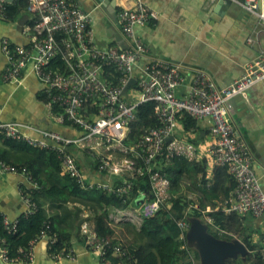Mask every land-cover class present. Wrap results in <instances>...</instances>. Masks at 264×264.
Returning <instances> with one entry per match:
<instances>
[{"label": "built area", "instance_id": "1", "mask_svg": "<svg viewBox=\"0 0 264 264\" xmlns=\"http://www.w3.org/2000/svg\"><path fill=\"white\" fill-rule=\"evenodd\" d=\"M25 1L28 22L23 32L29 45H17L6 38L2 40L1 49L8 66L0 77L4 82L21 83L25 74L31 71L43 87L42 95L47 99L45 106L52 119L62 126L70 124L79 131V135L69 138L51 130L35 129L0 119L1 134L34 148L56 152L62 175L75 179L83 189L102 190L128 199L132 184L124 180L121 186H116L113 179L125 175V172L128 177L152 172L150 182L154 199L147 201L142 197L140 212L144 218L155 217L171 196L168 178L153 172L157 157L180 156L198 162L209 157L216 167L226 166L236 181V189L223 210L227 214L252 215L257 219L264 216V191L253 167L254 156L237 135L229 104L237 96L246 97L254 86L264 81V53L244 67V75L240 79L220 89L204 71H197L190 79L179 65L164 62H152L143 67L138 65L145 58L147 48L137 36L136 28L144 27L159 17L156 11L141 2L136 3L133 8L120 9L117 14V27L128 44L127 49L121 50L103 48L93 42L92 15L81 9L76 0ZM210 2L240 6L264 21V0ZM6 18V3L0 0V19ZM59 34L64 36L63 50L57 38ZM60 54L67 65L65 72L51 66ZM137 65L140 71L134 75ZM107 66H114L121 73L119 86H114L104 78ZM132 78L137 83L124 95V88ZM183 87L187 88L188 93L181 97L178 91ZM148 102L154 103L160 127L148 131L137 143L126 145L130 125L136 119V108ZM93 107H97V115L89 120L84 111ZM181 112L191 115L199 122L208 121L209 143L205 156L198 145L177 135ZM31 133L38 137L31 136ZM169 138L172 140L168 142ZM73 148L91 152L99 162V172L106 173L110 181H87L72 153ZM137 161H141L142 165L138 166ZM0 174L17 175L23 180L18 191L28 206V214H33L37 205L29 191L37 189L38 183L30 173L0 159ZM125 211L118 210L117 216L126 217ZM0 217L8 234H15L17 222H10L4 215ZM189 226L186 220L179 222L183 231L182 238H186ZM49 229L50 225L46 221L39 238L32 242L30 249L27 252L21 250L24 253L21 259L9 256L6 239L0 236V260L7 264H32V247L41 240L48 243L54 259L75 260L73 249L63 254L53 250L57 238L50 235ZM80 236L103 264H112L108 258L110 253L113 257H124L128 253L122 245L100 237L89 222L82 224Z\"/></svg>", "mask_w": 264, "mask_h": 264}, {"label": "crops", "instance_id": "2", "mask_svg": "<svg viewBox=\"0 0 264 264\" xmlns=\"http://www.w3.org/2000/svg\"><path fill=\"white\" fill-rule=\"evenodd\" d=\"M106 4L95 0H77L81 9L92 15V40L103 48L125 47L126 41L117 27V14L122 8H133L141 2L158 14V20L144 27H137L136 34L147 48L145 58L138 63L143 67L152 62H164L179 65L183 73L192 79L197 71H204L218 88L234 83L244 75V67L264 53V21L250 14L242 7L231 5L220 11L210 0H116ZM116 11L114 15L112 13ZM116 16V18H114ZM28 22V20H27ZM26 22V23H27ZM25 23V24H26ZM24 25L10 24L0 19V75L8 66L2 53V40L28 46L29 41L24 34ZM250 40L253 42L251 43ZM134 75L140 71L139 66ZM42 85L37 77L28 71L21 83L4 82L0 77V119L6 122H17L35 129L51 130L69 138H75L79 131L74 127L57 124L45 106L47 102L42 96ZM178 95H187L186 87L179 89ZM43 98V99H42ZM230 113L236 126L238 137L244 141L254 156L253 167L264 191V81L254 86L246 97L237 96L230 101ZM200 133L187 132L180 124L177 135L187 139L200 136L198 144L204 156L207 153L209 139L208 121H200ZM31 136L38 137L31 133ZM3 144L0 141V149ZM90 152L77 153L79 164L87 178L96 182H108L96 169L94 155ZM207 179L214 177L216 166L209 157H205ZM123 173V172H122ZM128 173L125 172V176ZM128 177V176H127ZM108 180V181H105ZM200 181L198 187L186 191L188 199L198 206L200 198ZM23 180L13 174H0V215L6 216L10 222H17L28 214V206L18 191ZM142 200V198L140 199ZM139 206L128 208L124 216H117L118 210L110 214L112 222L129 221L135 223L144 219ZM210 208L208 207L207 211ZM50 215L54 209L46 206ZM138 213V215H137ZM117 217H114V216ZM90 214L83 210L79 213L76 224L85 220ZM261 230L264 245V216L254 219ZM90 223V222H89ZM72 249L75 260L54 259L48 243L41 240L32 247L34 262L32 264H103L100 257L91 252L81 237L72 232ZM257 240L258 237L256 236ZM1 251V245H0ZM0 264H7L0 260ZM21 264V263H17Z\"/></svg>", "mask_w": 264, "mask_h": 264}, {"label": "trees", "instance_id": "3", "mask_svg": "<svg viewBox=\"0 0 264 264\" xmlns=\"http://www.w3.org/2000/svg\"><path fill=\"white\" fill-rule=\"evenodd\" d=\"M26 7L25 0L6 4L7 18L4 21L10 24L19 23L26 15ZM57 38L63 50L64 36L59 34ZM51 66L62 72L67 70L61 54ZM103 76L114 86L120 85L121 73L117 72L114 66L105 67ZM42 97L47 101L44 95ZM84 113L87 119L93 120L97 115V107L88 108ZM135 114L136 119L130 125L126 145L137 143L148 131L160 127L155 116L154 103L140 104ZM179 122L185 131L200 133V123L191 115L185 112L179 113ZM67 126L71 127L70 124ZM201 139L197 135L186 140L198 145ZM0 141L3 144V148L0 149V159L19 170L26 169L38 183L37 189L29 191L37 205V210L33 214L22 216L17 221L15 234H8L0 217V236L6 239L8 254L13 259H21L24 256L21 250L27 252L30 249L32 242L39 238L46 221L50 225V235H55L57 238L53 250L58 254L67 253L72 249L74 229L77 237H81L80 228L84 221L77 225L75 222L79 213L86 210L90 216L85 221L94 226L100 237L111 239L113 244L122 245L128 251L124 257H113L110 253L108 258L112 264H195V261H200V256L194 248L188 247L186 238H182L183 231L179 227V222L188 221L191 217L206 222L209 233L216 238L232 241L237 237L246 245L250 251L246 262L238 259L233 261V264H264V245L261 240V230L254 221L256 218L252 215L227 214L223 210L236 189V181L226 166H218L214 171V177L208 180L205 160L189 161L185 157L168 158L166 155L157 157L153 172L168 178L171 183V196L166 206L161 207L155 217L144 218L140 228H135L132 222L123 221L113 224L110 214L115 210L124 211L139 206L143 196L147 201H152L154 199L150 182L152 172L132 177L121 175L113 179L116 186H121L124 180L132 184L130 197L125 199L102 190L81 188L75 179L62 175L56 152L34 148L25 142L8 139L1 133ZM79 151L88 152L73 148L72 153L77 160ZM93 160L96 169L99 170V162L95 158ZM137 165L141 166V161H137ZM82 172L84 173L83 170ZM102 174L108 177L106 173ZM84 175L86 176L85 173ZM199 178L201 179L200 203L195 206L188 199L186 191L198 187ZM87 181L91 179L87 178ZM48 204L54 209L50 216L46 211ZM72 204L78 206L74 207ZM208 207L210 211H207Z\"/></svg>", "mask_w": 264, "mask_h": 264}, {"label": "water", "instance_id": "4", "mask_svg": "<svg viewBox=\"0 0 264 264\" xmlns=\"http://www.w3.org/2000/svg\"><path fill=\"white\" fill-rule=\"evenodd\" d=\"M6 4H13L15 0H3ZM106 0H95L97 5L98 2H105ZM110 2L116 0H108ZM232 4L219 3L217 8L220 11L228 9ZM116 11L112 13L114 15ZM116 18V16H114ZM28 20V15H25L19 24L24 25ZM128 44L126 42L125 47L121 50L127 49ZM137 81L135 78H132L127 86L124 88L123 94L126 95L131 87L136 85ZM172 138L168 139V142ZM142 201V200H141ZM170 218V217H169ZM189 230L186 233L187 245L190 248H194L199 256L201 264H229L231 260L236 261L242 259L246 262L247 257L250 254L249 249L246 245L239 239H233L232 241L218 239L212 234L209 233V226L206 223H203L202 219L197 217H191L188 219Z\"/></svg>", "mask_w": 264, "mask_h": 264}, {"label": "rangeland", "instance_id": "5", "mask_svg": "<svg viewBox=\"0 0 264 264\" xmlns=\"http://www.w3.org/2000/svg\"><path fill=\"white\" fill-rule=\"evenodd\" d=\"M4 21V20H3ZM74 207H77L78 206V204H72ZM114 217H117L116 215L114 216ZM207 220V222H208V219H206ZM122 220H118L117 222H121ZM124 222H129V221H125L124 220ZM142 220H138V221H136L135 223H132L133 225H134V227L135 228H140V226H141V224H142ZM131 223V222H130ZM203 223H206V222H204L203 221ZM113 224H118V223H116V222H113ZM207 224V223H206ZM235 239H238L237 237L235 238ZM240 240V239H239ZM195 264H201V262L200 261H195ZM229 264H233V260H231L230 262H229Z\"/></svg>", "mask_w": 264, "mask_h": 264}]
</instances>
